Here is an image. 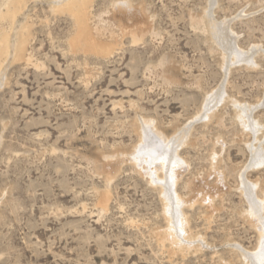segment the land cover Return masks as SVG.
Returning <instances> with one entry per match:
<instances>
[{
  "label": "rangeland",
  "instance_id": "obj_1",
  "mask_svg": "<svg viewBox=\"0 0 264 264\" xmlns=\"http://www.w3.org/2000/svg\"><path fill=\"white\" fill-rule=\"evenodd\" d=\"M86 1L0 0V264H264V0Z\"/></svg>",
  "mask_w": 264,
  "mask_h": 264
},
{
  "label": "bare ground",
  "instance_id": "obj_2",
  "mask_svg": "<svg viewBox=\"0 0 264 264\" xmlns=\"http://www.w3.org/2000/svg\"><path fill=\"white\" fill-rule=\"evenodd\" d=\"M26 1V0H25ZM55 1V4L53 3V7H57L58 10L61 9L63 11H69L71 12L75 17H76V20H79L81 22V26H82V31H81V34L83 35V32L85 31L84 29V26L86 27V24H87V7L85 5H87V1L86 0H54ZM21 2V1H20ZM23 2H21L22 4ZM27 3V2H25ZM17 4H20V3H17ZM55 5V6H54ZM89 5V3H88ZM9 6V5H8ZM21 6V5H20ZM25 6V5H24ZM19 6H15L14 8H12V10H10L7 14V16L11 17V19L15 22V19H16V16H17V13L20 11V9L18 8ZM10 8V7H9ZM89 8V7H88ZM24 9V7H23ZM22 9V10H23ZM87 10V11H86ZM89 12V11H88ZM2 13V12H1ZM0 13V15H1ZM20 13V12H19ZM89 15V14H88ZM18 20V19H16ZM204 20V19H203ZM203 22V21H202ZM13 25V24H12ZM15 25V23H14ZM20 26V25H18ZM25 25H23V28H24ZM27 26V24H26ZM14 27V26H13ZM212 27V26H211ZM16 29V28H15ZM24 30H26L24 28ZM22 33L24 32L22 29H21ZM29 32V30H27ZM26 31V32H27ZM213 31V30H212ZM9 33V32H8ZM22 33H17L18 35H20L21 37V34ZM10 35V34H9ZM2 39H0V45H1V49H2V53L3 54H9L10 51V48L11 49H14L15 50V54H20L23 56V53H24V50L26 48H24L27 44V38L24 37V35L21 37V38H18L16 39L17 41H15V43L13 44V42H11L12 40H10L11 36L9 37L8 35L4 34L2 35ZM14 52V51H13ZM12 52V53H13ZM15 56V55H14ZM18 55H16L17 57ZM20 58V57H19ZM15 59V58H14ZM1 70H2V66H0V74H1ZM240 116V119L243 120V122H245V119L243 118L244 115L242 113L239 114ZM144 123H151V129L153 130H150V133L149 135H147V141H150L151 143L152 142H156L157 144H160L162 142H165L167 140V137L166 135H164V133L162 131H160L155 125L152 124V122H150V120H146L144 119L143 121ZM153 143V144H154ZM155 143V145H156ZM163 161V160H162ZM156 165H158V167H162L164 168V163L160 161H157L156 162ZM155 165V166H156ZM158 167H156V169H158ZM155 169V170H156ZM174 172L171 173V177L172 179L174 180ZM166 196V195H165ZM166 199V197H165ZM177 201L180 203H183V201L180 200V197L177 196ZM252 214L254 215L255 214V211H252ZM174 236H176L175 234H173ZM176 239H177V236H176ZM175 239V240H176ZM264 244V241L262 243V245ZM256 257L262 261L264 259V248L262 247L261 251L256 255Z\"/></svg>",
  "mask_w": 264,
  "mask_h": 264
}]
</instances>
